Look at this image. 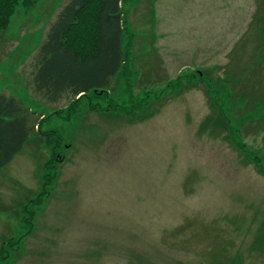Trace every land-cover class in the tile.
Returning a JSON list of instances; mask_svg holds the SVG:
<instances>
[{"label":"rangeland","instance_id":"obj_1","mask_svg":"<svg viewBox=\"0 0 264 264\" xmlns=\"http://www.w3.org/2000/svg\"><path fill=\"white\" fill-rule=\"evenodd\" d=\"M67 1L0 31V93L36 122L0 169V264H264V0H123V71L76 109L33 81Z\"/></svg>","mask_w":264,"mask_h":264},{"label":"trees","instance_id":"obj_2","mask_svg":"<svg viewBox=\"0 0 264 264\" xmlns=\"http://www.w3.org/2000/svg\"><path fill=\"white\" fill-rule=\"evenodd\" d=\"M122 2L68 0L62 6L39 48V64L33 75L38 92L50 99L68 95L72 98L70 108L76 109L83 95L104 92L113 80H117L126 60L122 48L126 29ZM19 3L26 2L0 0V31L9 23ZM146 92L147 89L144 90ZM30 114L31 111L16 97L0 93V169L21 150L35 129V122H30ZM39 128L38 125V131ZM43 135L50 139L51 133ZM239 143L245 146V142ZM59 162L55 158L44 162L39 175V190L27 205L43 204L57 178L56 165ZM22 209H26L24 205ZM29 214L30 230L24 236L32 232L34 225L31 219L36 213L30 211ZM24 219L27 220L26 217ZM22 238L23 235L17 237L14 244H19ZM2 243L4 245L5 242ZM11 245L13 243L9 242Z\"/></svg>","mask_w":264,"mask_h":264}]
</instances>
